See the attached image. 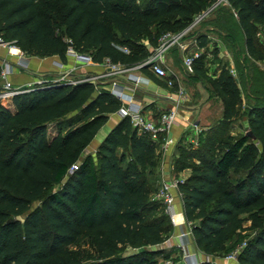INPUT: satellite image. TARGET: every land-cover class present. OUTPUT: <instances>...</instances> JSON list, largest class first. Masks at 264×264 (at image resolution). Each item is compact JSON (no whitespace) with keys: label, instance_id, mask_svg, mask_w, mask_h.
<instances>
[{"label":"trees","instance_id":"1","mask_svg":"<svg viewBox=\"0 0 264 264\" xmlns=\"http://www.w3.org/2000/svg\"><path fill=\"white\" fill-rule=\"evenodd\" d=\"M215 2L0 0V38L29 56L65 62L72 50L90 55L94 64L107 59L132 67L150 52L143 41L155 47L162 34L184 30ZM260 29L264 0H226L190 32L187 39L196 38L205 49L192 75L217 92L223 107L219 129L240 114L241 93L225 63L216 78L206 74L207 52L211 62L220 61L206 32L232 44L245 89L247 129L237 136L226 130L201 133L189 153L191 145L180 138L173 159L178 172L190 168L178 190L193 245L214 257L242 245L239 264H264V69L248 64L250 58L264 63ZM43 79L0 103V264H158V256L169 258L156 247L174 226L162 203L149 197L147 179L159 166L157 142L123 117L94 154L82 156L120 101L88 80ZM49 125L56 127L54 135ZM82 236L94 248L86 260L70 249ZM127 247L134 251L126 253Z\"/></svg>","mask_w":264,"mask_h":264},{"label":"crops","instance_id":"2","mask_svg":"<svg viewBox=\"0 0 264 264\" xmlns=\"http://www.w3.org/2000/svg\"><path fill=\"white\" fill-rule=\"evenodd\" d=\"M207 37L209 38V46L210 42H218L220 43V38L214 32H206ZM214 43V44H215ZM144 45H148L147 41H143ZM215 48H218V44L216 43ZM21 51L12 46L11 48L2 47L0 45V70L3 68H9V72L6 76L7 80H9L15 86H28L32 84L35 79L44 77L45 75H51L52 73L60 74L63 77H75L80 75L82 72V68L86 67L93 71H98L100 68L103 69L104 63L94 64L90 63L88 65L78 64L69 54H67L66 61L62 62L58 57H38V56H26V68L20 67L17 65V59L20 56ZM177 59L180 58L179 50L176 49ZM218 58L220 61L212 62L214 63L213 68L215 72L213 75L206 74L211 78H216L220 72L221 65L223 64L222 59L224 58V54L218 50ZM230 58L229 55H227ZM164 62L165 57H164ZM171 60V59H170ZM172 66L177 67L175 70H172L171 77L175 81L174 87H168L165 84L162 85V81L150 80L149 82L141 85L134 92H129L132 96L133 103L140 107L141 111L147 115L152 117H157L161 112L165 111L168 108H171L175 105L178 94L177 89L181 87L184 89V98L183 101L179 104L178 116L174 126L170 131V137L173 140V143L169 145H163L162 143H157L156 146V154L160 155L162 158L161 169H159L162 175L166 176L167 172H170L172 168L171 159L177 156L176 143L181 138L183 142L190 143L191 148H196L198 146V138L202 133L203 136H215L220 133L221 130H229V134L234 135V129L224 127L223 129H219V120L222 118V103L218 96L213 93H217L212 84L203 79L202 77H198L192 75V71H188L191 74L185 76L181 74L180 68L177 65V61L173 62ZM180 62V66L182 67V63ZM165 64V63H164ZM174 64V65H173ZM210 66V63H206L205 68ZM229 70L234 71L235 76H233L238 84L239 90V80L237 78V74L235 68L233 66L228 65ZM182 69H184L182 67ZM186 70V69H184ZM78 71V73H76ZM91 74L90 76L98 75ZM118 78V77H117ZM119 83H124V78L121 77ZM2 84V80L0 79V86ZM120 89H125L124 86L120 87ZM126 90V89H125ZM128 92V91H127ZM243 93V92H240ZM217 101L220 104V115H216L219 112L213 111V104ZM121 105L126 107L128 105L127 101H120ZM120 105V106H121ZM120 117L116 112L108 115V119L105 124L100 128L106 127L107 129H111L118 121ZM247 122V121H246ZM100 129L98 131H100ZM247 129V125H246ZM245 129V130H246ZM105 130V129H104ZM108 130V131H109ZM244 130V131H245ZM222 131V132H223ZM243 131V133H244ZM97 134V133H96ZM106 135V134H105ZM95 138V137H94ZM103 139V138H102ZM98 144V142H96ZM190 173V168H186L181 171L185 177H187ZM175 211H176V220L179 222L184 221V216L182 212L181 202L175 203ZM249 225V222L245 223V226ZM179 228L174 226L173 232L170 237L167 238V247L164 249L169 255L172 253H180V250L177 248V243L179 241L178 233ZM188 247L190 250H195L204 260H211L214 256H206L202 252L196 249L193 245L192 239L190 240ZM197 254V255H198ZM185 260L179 261V264H183Z\"/></svg>","mask_w":264,"mask_h":264},{"label":"built area","instance_id":"3","mask_svg":"<svg viewBox=\"0 0 264 264\" xmlns=\"http://www.w3.org/2000/svg\"><path fill=\"white\" fill-rule=\"evenodd\" d=\"M225 1L226 0H216V2L209 9L195 16L190 25L184 30L177 33L166 32L162 34L155 47H150L147 45V48L150 52L139 64L132 67H124L121 65L112 64L106 59L103 63L107 69L103 73L91 76L90 79H80L78 81L66 82L75 84L85 80H91V82H94L95 80L106 76L114 77V82L110 93L113 94L119 101L128 102L126 107L122 105L119 107L116 112L117 115L120 118L128 117L132 125L137 129L138 133L148 134L153 141L160 142L165 146L173 143V140L170 137V131L176 122L179 104L184 98V89L178 87V97L175 105L161 112L157 117H149L145 115L141 111L140 107L133 103L132 96L129 92H134L141 85L149 82L153 78L157 79L158 81H162L168 87L175 86L176 83L169 74L167 68L164 66L165 64L163 60L165 54L173 46L179 50L182 67L187 71H192L194 61L204 53L205 49L199 46L196 38L192 37L187 39V37L190 32L199 24V22L209 15L215 6ZM0 45L2 47H7L8 49L13 46L2 41L1 38ZM124 51L127 52V49H124ZM186 51H188V54H185L187 53ZM68 54L73 55L78 62H83L86 64L93 63L90 55L88 54H78L72 50L68 51ZM206 58H212V54L207 52ZM16 63L20 67H27L26 56L24 53H20ZM144 68L150 72L152 77L142 71ZM8 72L9 68H3L0 70V79L2 80V84L0 86V103L3 105H6V103L8 104L15 95L29 91L34 85H42L45 81L43 78H37L32 84L28 86H15L9 80H7L6 76ZM230 73L232 76H235L234 71L231 70ZM119 76L124 78V83L121 84L116 81V78H119ZM58 81L63 80L58 79L57 82ZM121 86H124L126 90L120 89ZM74 168L75 165L72 166L71 170ZM182 181L183 180L181 179L171 180L169 178H163L156 193V199L162 203L164 212L168 215L170 222L174 226L180 227L182 223H185L186 228H184V230H179V241L176 246L181 251L182 255L187 261V264H195L196 260L194 255L189 253L187 249L191 239L190 226L184 221L181 223L176 220L175 203L178 195V186ZM241 247L242 245L227 253L223 257L224 264H232L233 262H237V254ZM164 264H171V262L165 260Z\"/></svg>","mask_w":264,"mask_h":264},{"label":"rangeland","instance_id":"4","mask_svg":"<svg viewBox=\"0 0 264 264\" xmlns=\"http://www.w3.org/2000/svg\"><path fill=\"white\" fill-rule=\"evenodd\" d=\"M200 26V25H199ZM204 29L207 28V25H203ZM199 28V27H198ZM197 28V29H198ZM211 41L210 42V46L209 47H213L214 45L216 46V43L218 44V50L221 51L222 54H224V58H221L222 59V62L225 63V65H230L231 63V66L234 67V48L232 47V44L229 43V44H226L224 45L222 43V39H220V43ZM257 43L259 45H262V47L264 48V30L260 29L257 33ZM118 47L122 50L126 49L125 47H123L122 45H118ZM176 47L173 46L169 49V51L165 54V67L167 68L169 74H172V70H175L177 67H174L172 66V62L171 60L173 59L175 62V60L177 61V65L178 67L180 68V72L181 74L187 76L189 74H191L190 72H188L187 70H184L182 69V67L180 66V62L181 61V56L179 59H177V53H176ZM70 51V50H69ZM187 53L185 54H188V51H186ZM70 55V54H69ZM230 56V58H228V56ZM78 64H81V65H88L86 63H83V62H78L75 57L73 55H70ZM171 59V60H170ZM211 59L212 58H209L207 59V63H210V66H208L206 68V72L207 74L209 75H213V73L215 72L214 68H213V65L214 63L211 62ZM217 63V62H215ZM248 64L250 66H256L258 67L259 69H264V63L261 62V61H256L255 59L253 58H250L249 61H248ZM174 65V64H173ZM235 68V67H234ZM107 69V67L105 65H103V69H99L98 71H93V70H90L89 68H86V67H83L82 68V72L80 73V75H77L75 77H63L61 76L60 74H57V73H52L51 75H48L49 78H51L52 81H57L58 79L60 80H63V81H67V82H72V81H78L80 79H90V75L91 74H96L95 72H97V74H100V73H103L105 70ZM78 73V71L76 72ZM122 76H119V78H116L117 80H120ZM43 78V77H41ZM113 79L114 77L112 76H106V77H101L97 80H95L93 83H95L96 87L95 89L96 90H100L101 88H104L106 90H108L109 92L111 91L112 89V86H113ZM116 80V81H117ZM88 81H91V80H88ZM119 82V81H118ZM162 85H164V83L162 82L161 83ZM240 86V92H243L241 93V101H240V104H239V112L240 114L238 115V117L230 120L229 122H227V127L228 128H233L234 130V135L237 136V135H240L241 133H243V131L246 129V125H247V122H246V108H247V102H246V98L244 96V93H245V89H244V86H242V84L240 83L239 84ZM7 104V103H6ZM213 111L216 112H219L220 110V104L215 101L214 104H213ZM216 115H220V112ZM150 117V116H149ZM66 126L63 127V129L65 128ZM105 129V130H104ZM109 129H107L106 127L100 129V131L97 132V134L95 135V138L93 139V141L88 145V147L84 150L82 156L86 155L87 153H92L94 154L95 150H96V147L98 146L99 142L102 140V138L105 136V134L108 132ZM57 129L54 125H49L48 126V134L49 136L51 135H54L56 133ZM225 133H229V130ZM98 142V144L96 143ZM159 143V142H157ZM185 145L186 144H190V143H187L185 142L184 143ZM177 146V144H176ZM188 147V145H187ZM189 149V148H188ZM191 149V150H190ZM187 152L189 153V151H192V149H195L194 147L193 148H190ZM158 168L156 169L155 173H153L152 175L150 176H147V179H148V184H149V188H150V196L151 199H154V200H157L156 199V193L160 187V183L162 181V179L164 178H169L171 180H176V179H181V180H184L186 177L181 174V172H178L175 168V165L173 163V159H171V162H172V168L170 170V172H167L166 176L162 175L161 171L159 169H161V162L162 161V158L160 157V155H158ZM181 202V194L178 190V195H177V200H176V203L177 202ZM184 222H185V219H184ZM182 223V222H181ZM174 226V225H173ZM179 229L178 230H181L185 227V223H182L179 226H177ZM191 237V235H190ZM192 239V238H191ZM190 239V240H191ZM235 240V237L234 235L230 238V240L228 241L227 245H232V243L234 242ZM167 239L161 244L159 245L158 247H156V249H166L167 245ZM237 247H235L233 250H235ZM70 249L74 252H78L80 254V256H82V258L84 260L87 259V257L89 255H91L94 251V248L92 246V241H91V238L89 236H82L80 238V240L74 244V245H71L70 246ZM188 249V252L193 254L194 255V258L196 260L195 264H201L202 262H206L208 260H204L203 258L200 257V255L197 253V251L195 250H190L189 247L187 248ZM134 251L133 248H130V247H127L126 248V253H129V252H132ZM198 254V255H197ZM227 253H223V252H220L218 253L214 258H211V260L209 261L210 264H224L223 262V257L226 255ZM158 264H164L165 260L162 259V256H158ZM166 260H168L169 262H171V264H179L178 262L179 261H184L185 258L184 256L182 255L181 251L180 253H172L171 255H169V258H167ZM183 264H187V261L185 260V262ZM232 264H239L238 262H233Z\"/></svg>","mask_w":264,"mask_h":264},{"label":"water","instance_id":"5","mask_svg":"<svg viewBox=\"0 0 264 264\" xmlns=\"http://www.w3.org/2000/svg\"><path fill=\"white\" fill-rule=\"evenodd\" d=\"M245 135L249 136L251 139H254V135L252 134L251 131H247V132L245 133Z\"/></svg>","mask_w":264,"mask_h":264}]
</instances>
